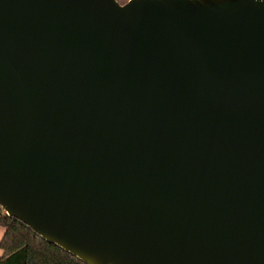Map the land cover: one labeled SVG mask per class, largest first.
<instances>
[{
    "label": "water",
    "instance_id": "water-1",
    "mask_svg": "<svg viewBox=\"0 0 264 264\" xmlns=\"http://www.w3.org/2000/svg\"><path fill=\"white\" fill-rule=\"evenodd\" d=\"M0 206L86 264H264V0H0Z\"/></svg>",
    "mask_w": 264,
    "mask_h": 264
},
{
    "label": "trees",
    "instance_id": "trees-1",
    "mask_svg": "<svg viewBox=\"0 0 264 264\" xmlns=\"http://www.w3.org/2000/svg\"><path fill=\"white\" fill-rule=\"evenodd\" d=\"M0 264H86L75 255L37 235L0 206Z\"/></svg>",
    "mask_w": 264,
    "mask_h": 264
},
{
    "label": "crops",
    "instance_id": "crops-1",
    "mask_svg": "<svg viewBox=\"0 0 264 264\" xmlns=\"http://www.w3.org/2000/svg\"><path fill=\"white\" fill-rule=\"evenodd\" d=\"M4 228L2 227V226H0V239H1V237H2V235H3V233H4ZM2 254V250L0 249V255Z\"/></svg>",
    "mask_w": 264,
    "mask_h": 264
},
{
    "label": "rangeland",
    "instance_id": "rangeland-1",
    "mask_svg": "<svg viewBox=\"0 0 264 264\" xmlns=\"http://www.w3.org/2000/svg\"><path fill=\"white\" fill-rule=\"evenodd\" d=\"M120 3L126 2L127 0H118Z\"/></svg>",
    "mask_w": 264,
    "mask_h": 264
}]
</instances>
